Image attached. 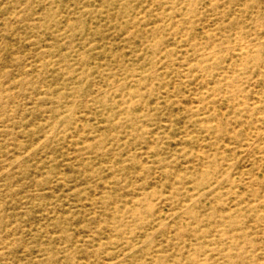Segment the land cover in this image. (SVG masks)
<instances>
[{"label": "rangeland", "instance_id": "obj_1", "mask_svg": "<svg viewBox=\"0 0 264 264\" xmlns=\"http://www.w3.org/2000/svg\"><path fill=\"white\" fill-rule=\"evenodd\" d=\"M0 264H264V0H0Z\"/></svg>", "mask_w": 264, "mask_h": 264}]
</instances>
